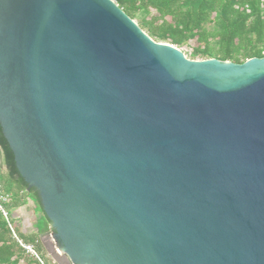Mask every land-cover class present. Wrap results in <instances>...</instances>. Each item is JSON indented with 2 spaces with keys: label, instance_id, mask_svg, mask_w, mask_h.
Masks as SVG:
<instances>
[{
  "label": "water",
  "instance_id": "95a60500",
  "mask_svg": "<svg viewBox=\"0 0 264 264\" xmlns=\"http://www.w3.org/2000/svg\"><path fill=\"white\" fill-rule=\"evenodd\" d=\"M0 129L57 264H264V57L190 60L112 0H0Z\"/></svg>",
  "mask_w": 264,
  "mask_h": 264
},
{
  "label": "trees",
  "instance_id": "16d2710c",
  "mask_svg": "<svg viewBox=\"0 0 264 264\" xmlns=\"http://www.w3.org/2000/svg\"><path fill=\"white\" fill-rule=\"evenodd\" d=\"M154 42L175 46L190 60L216 59L242 64L264 57V0H112ZM185 51V52H184ZM0 153L6 177L0 190L8 196L9 216L31 203L39 219L35 233L17 232L45 264L40 237L52 232L38 195L19 176L1 133ZM24 198V201H22ZM0 264H40L13 239L0 213ZM55 264V263H53Z\"/></svg>",
  "mask_w": 264,
  "mask_h": 264
},
{
  "label": "crops",
  "instance_id": "0c3cea01",
  "mask_svg": "<svg viewBox=\"0 0 264 264\" xmlns=\"http://www.w3.org/2000/svg\"><path fill=\"white\" fill-rule=\"evenodd\" d=\"M5 177L6 174L2 165V156L0 153V179L4 180ZM22 201H24V198H22ZM13 217L18 219L19 221H22L24 227L26 225V221L30 223L32 221V223L30 224V233H35V225L37 223V220L39 219V214L36 212L34 206H32L31 203L26 201L24 206L15 209V211H13Z\"/></svg>",
  "mask_w": 264,
  "mask_h": 264
},
{
  "label": "rangeland",
  "instance_id": "374dc122",
  "mask_svg": "<svg viewBox=\"0 0 264 264\" xmlns=\"http://www.w3.org/2000/svg\"><path fill=\"white\" fill-rule=\"evenodd\" d=\"M135 23H136V22H135ZM184 52H185V51H184ZM184 55H185V54H184ZM185 56H186V55H185ZM186 57H187V56H186ZM8 199H9V198H8ZM9 214H10V212H9ZM10 221H11L12 226H13V228H14V230H15L16 233H17L18 231H19V232H23V233H25V234H29V233H30V231H31V226H30V224L32 223V221H31V223L26 221V225H25V227L23 226L22 221H19V220L16 219L15 217L10 216ZM40 241H41V243H42V245H43V247H44V253H43V255H44L45 264H53V263L57 264V263H56V262L50 257L51 247H52V245H53V243H52V239L48 237V234H46V235H43V236L40 237Z\"/></svg>",
  "mask_w": 264,
  "mask_h": 264
},
{
  "label": "built area",
  "instance_id": "2783aa9c",
  "mask_svg": "<svg viewBox=\"0 0 264 264\" xmlns=\"http://www.w3.org/2000/svg\"><path fill=\"white\" fill-rule=\"evenodd\" d=\"M8 201V196L6 194H4L1 190H0V213L3 217V219L5 220V222L7 223L8 229L13 237V239L16 241V243L22 248L24 249L28 254L32 255L40 264H44L38 257V255L35 253L34 249L32 246L30 245H25L22 243V241L18 238L17 233L15 232L12 223L10 221V216L8 213V210L6 209L5 205Z\"/></svg>",
  "mask_w": 264,
  "mask_h": 264
}]
</instances>
